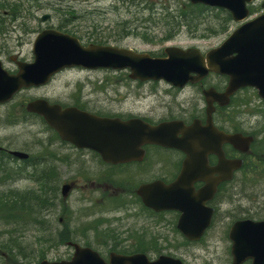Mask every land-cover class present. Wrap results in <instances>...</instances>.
<instances>
[{
	"label": "flooded vegetation",
	"instance_id": "1",
	"mask_svg": "<svg viewBox=\"0 0 264 264\" xmlns=\"http://www.w3.org/2000/svg\"><path fill=\"white\" fill-rule=\"evenodd\" d=\"M0 3L3 4V2ZM57 6L67 8V3L58 5L43 0L29 5L35 10H46L49 7L55 10ZM3 7H6V5H3ZM52 18L53 15L49 13L45 27L49 26L63 30L64 28L59 24L60 22L52 23L49 21ZM41 26L42 24L39 23L38 27L41 28ZM20 30L22 35L0 32V66L8 75L15 74L18 71V62L32 59L31 49L28 57L22 53L21 49L22 38L28 37V42H30L31 34L24 32L22 28ZM65 30L69 31L68 29ZM70 31L81 37V41L98 40L93 35V32H95L93 29L82 30L83 33L78 29ZM101 31V28L96 29V32ZM97 35H100V33H97ZM10 38L15 42L11 43ZM102 71V69L85 70L78 67L63 70L57 75L67 73L76 76L77 81H80V86H78V82H75L74 90L65 98L56 97L52 99L46 97L48 102L59 105L61 109L73 107L94 116L116 118L122 122L135 119L156 126L161 122L180 120L184 125H189L192 120L198 119L200 123H205L207 114L204 97L201 93V101L198 99L194 103L181 102L176 106L166 102L159 108L151 104H142L140 102L142 98L136 96L134 98L116 99V91L119 93L116 80L108 84L104 81V76L101 75ZM95 73L96 75H94ZM82 75H85L84 81L81 79ZM126 83H131L135 90L141 89L145 84H152V82L137 80ZM225 83L226 78L224 76L210 73L193 86L201 88L200 91L212 87L216 92H221ZM109 85H111L110 89L115 98L106 99L104 96ZM117 85H123V83L120 82ZM188 86L190 85L182 89L169 88L179 93ZM41 88L40 86H22L7 101L0 103V136H2V138L0 137V170H24L25 160H20L11 153L12 150H20L28 154H35L39 167L47 161L45 165L48 164V168L52 170L53 174L55 173L60 185L65 184L68 186L66 196L60 195L59 197V202L62 201L64 206L57 202L54 205L55 211H57L55 216L58 214V222L63 224V228L57 231L50 247L52 249L63 248L69 251L60 258L68 259L77 245L96 251L105 261L109 259L112 253L127 255L136 252L144 253L148 259L152 260L155 259L156 251L160 248L152 241L157 242L160 238L162 245L169 242L167 245L172 246L173 241H176L175 246H179L180 254L178 256L166 255L176 258L182 264H194L198 258L194 255L190 256V253L186 250H192L194 245L200 244L210 230L214 231L222 228L223 233L220 240L223 242V248L218 257L223 260V264H234L235 260H237V264H253V262L264 264V224H254L264 221V185L261 181L250 182L254 180L250 178L251 175L264 173V162L262 160L264 114L252 111L249 118L235 121L234 114L240 113L238 103L243 104L246 98H230L226 104L213 102L210 121L214 128L225 134L240 133L249 136L251 141L245 151L236 149L230 143H221L220 148L224 159H241L242 163L238 169L233 171L230 179L220 180L216 184L214 194L204 203V206L212 209L210 224L198 239L191 240L178 230V220L181 212L175 209L154 210L143 202L139 194L140 186L153 181H160L164 184L173 182L182 169L186 155L176 148L149 142L146 136L143 135L140 144L134 148L136 153L131 154L130 158L118 160L116 163L107 162L98 151L88 147L76 146L73 142L63 138L54 128L49 127L36 111L27 110L28 103L41 97V95L33 94ZM130 93L129 89L128 94ZM241 115L244 116V114ZM235 128H241V130ZM9 132H14L17 139L22 140V144L14 145L7 137ZM25 132H28L31 136L33 134L32 142L29 145L24 144ZM176 136L178 137L180 134L177 133ZM119 157V155H116V159ZM218 161L217 154L210 153L207 155V165L211 170V178L219 176L214 170ZM203 185L204 182L200 180H194L192 183L195 191L202 188ZM78 191L97 193L96 197L85 200L86 203L83 204L82 210L84 215L87 216L88 222H90V227L83 231H77L69 225L72 224L71 217L74 210L70 205L66 206L64 203L67 202L68 197L73 192L77 193ZM236 195L241 199H235ZM97 199L104 205L110 204L111 208L97 211L100 209V206L94 205ZM87 204H89V207H86ZM107 211H112L114 217H116V230L102 227L108 222L99 217L107 214L103 213ZM121 217H125L127 220L132 218L130 219L132 221L136 219L137 223L146 226L148 232L145 233V238L140 237L142 239L133 240V238H130V230L121 229L122 231H120L117 225L124 226L128 223L117 222V219ZM239 220L249 222L238 231L242 251L236 257L233 254V241L230 238V230L234 222ZM75 225L74 227L78 229L79 224L76 223ZM152 227L165 230L168 235L171 234L172 238L162 233H157L156 236H159V238L153 237ZM208 244L210 243H206V246ZM128 249L135 250L127 251ZM198 264L221 263L214 262L212 259H200Z\"/></svg>",
	"mask_w": 264,
	"mask_h": 264
},
{
	"label": "water",
	"instance_id": "2",
	"mask_svg": "<svg viewBox=\"0 0 264 264\" xmlns=\"http://www.w3.org/2000/svg\"><path fill=\"white\" fill-rule=\"evenodd\" d=\"M189 1L224 8L229 11L235 22L248 17L249 11L246 5L252 2V0ZM261 6L264 7V2ZM32 52L33 61L19 63L17 74L7 75L0 68V101L6 100L20 86L46 83L53 73L62 68L82 66L128 69L129 76L133 79H163L178 87H182L187 81H196L208 72L227 75L229 80L224 92L219 94H214L213 90L203 92L208 103L207 114L210 112L212 99L225 102L240 87L255 88L264 102V12L239 25L220 45L210 49L204 55L197 48L181 49L169 46L164 48L165 57H151L148 53L135 52L117 46L82 45L77 38L51 29L43 30L35 37ZM192 73L195 75H191ZM27 109L39 112L49 126L54 127L63 137L69 138L76 145L93 146L101 149L104 155L110 154L116 157V146L123 148L133 144L144 132L147 133L149 141L182 149L187 157L177 179L168 186L158 187L156 184L144 186L146 191L151 192V197H148L147 192V196L142 194V199L154 208L180 210L182 215L178 226L189 238H196L208 224L210 212L204 214L203 209H197V207H200L212 194L217 180L229 178L231 170L239 165V161L223 159L220 143L227 141L234 147L245 150L249 142V138L239 134L224 135L217 132L211 126L209 116L203 126L195 120L187 127H184L180 121L162 122L157 126L149 127L139 124L136 120L120 122L116 118H94L72 109L59 111L44 99L29 103ZM176 132H181L180 138H175ZM85 142L95 143L91 145ZM211 152L219 156L218 164L214 168L219 174L217 180L210 179L211 170L206 165V155ZM13 154L20 158L26 157V154L22 152H13ZM111 160L116 162V158ZM197 179L205 181L206 185L194 193L191 183ZM154 204L161 206L157 207ZM203 214L204 217H202ZM242 225L245 224L239 222L233 228ZM235 248L240 247L235 244ZM39 264L180 263L164 256L148 262L140 254L113 256L108 263H104L95 253L86 249H77L69 261L44 260Z\"/></svg>",
	"mask_w": 264,
	"mask_h": 264
},
{
	"label": "rangeland",
	"instance_id": "3",
	"mask_svg": "<svg viewBox=\"0 0 264 264\" xmlns=\"http://www.w3.org/2000/svg\"><path fill=\"white\" fill-rule=\"evenodd\" d=\"M43 0H0V2H3V5H6V8L9 10V13L15 14L14 17L15 21L10 18V15L6 9L0 8V19H2V22L0 23V30L3 32H9V33H19L22 35V31L20 28L24 30V32L31 34V39L36 34L38 30V20L36 18V15H41L43 13H50L53 15L52 23H57L59 21L64 22V19L74 20L76 25L78 26V23L83 24L85 22H93L98 23L102 27L105 25L106 28L104 32L102 33L103 38L108 39V44L110 45H116L121 46L125 48H129L135 51H144L149 52L151 54H156L162 52L163 48L168 45H177L180 47H186V46H196L201 49L207 50L210 47H213L217 45L221 40H223L231 30H233L237 25H230V30L226 32H220L217 34H212L211 29L219 30V23L223 22V18L225 17L224 13H217L215 11L209 12L205 17L201 18V21L199 22L197 26L201 27L203 31H205L204 34H197L194 35L190 33L189 28H183L181 29H175L173 30L172 38L170 39H164V31H166L165 21L164 19L160 18L159 15H164L163 12H159L161 8V3L163 0H152L154 2L155 11H158L150 17L149 21L146 22L148 24L147 28V35L150 37L149 39L152 41L144 40L136 34H123L122 30H120V26L118 25V22L121 21H129L133 24H141V20L135 15L138 11L146 12L147 10H142L141 7L136 6L134 4L130 5H120L116 6V1H105V0H66L67 3L71 4V8H73L71 11L65 10L64 8L53 10L51 7L43 11H40L38 13H35L34 16L31 15L33 13L32 9H20L24 7H28L31 3H38L42 2ZM263 0H255L254 4L259 5ZM48 3L56 4L58 0H47ZM78 3V4H76ZM82 4V5H81ZM83 9H82V8ZM117 7V8H116ZM93 10L100 12V15L97 14H89L87 12H92ZM86 11V12H85ZM85 13L84 16H80L81 13ZM72 14V15H71ZM135 15V16H133ZM55 16V17H54ZM16 17H18V21H21L22 23H18L16 20ZM73 17V18H72ZM104 24V25H103ZM108 27V28H107ZM143 27V26H141ZM116 28V30H115ZM192 28V27H190ZM138 30H141V28H138ZM175 31V32H174ZM228 32V33H227ZM82 33V30H81ZM25 39V41H24ZM27 38H22V53L29 56V50L31 49V42H28ZM11 43L15 42L10 38ZM31 41V40H30ZM31 54V53H30ZM103 72V71H102ZM101 72V75L104 76V81L109 83H112L116 80V86H118L119 93L116 91V99L119 98H134L135 96L137 98H142L140 101L142 104H151L154 107H161L163 106V103L169 102L173 104L174 106L178 105L179 103H187L191 102L194 103L200 99V89L198 87L194 86H188L183 91H180L179 93L174 92L172 89H170L163 81L155 82L152 84H145L141 89L135 90L134 87L131 85V83H126L131 80H128L126 78V72L124 71H117V72H111V71H104ZM96 75V73L94 74ZM81 79L83 81L85 80V75L81 76ZM78 82V86H80V81H77L76 76L68 75L67 73H62L60 75H57L54 79H52L46 86L42 87L41 90L36 91L35 95H41L43 97L47 98H65L70 92L74 90V83ZM123 83V85H117V83ZM106 83V84H107ZM111 85L108 86V89L105 91V98H115L113 96L112 90L110 89ZM130 87V88H129ZM131 91L130 94H128V91ZM133 94V96H132ZM255 97V96H254ZM237 98H241L245 100L247 99H253V91L247 90L243 93H238ZM203 103V102H202ZM254 103L252 102V105H248L246 108H244L245 116L249 115V112L254 109L253 107ZM141 108V106H140ZM236 119L240 120L241 118H238L236 114H234ZM2 138V136H0ZM7 137L9 140L14 143V145H21L22 140L17 139L16 134L13 132H9ZM30 138V140H29ZM33 139V134H29L28 132H25L24 135V144L29 145L31 144ZM262 139L264 141V133L262 136ZM263 157L262 160L264 162V151L262 153ZM14 175V180H12L9 184L3 185L1 191H6L9 188L15 189V190H24L27 188H36V186H33L34 183L31 180H28L27 178L21 177L17 178L14 172H12ZM11 176V173H10ZM250 178H253L254 180H251L250 182H260L264 185V173L260 175H251ZM48 185H52L51 182H46ZM58 185H60L58 181ZM95 185V184H94ZM260 186V185H259ZM264 187V186H263ZM50 195V194H49ZM100 195V194H98ZM97 196V193L92 192H81L78 191L73 192L69 197L67 202H64L67 205H70L73 210V216L71 217L72 224H69L71 227L76 229L77 231H83L90 227V222H88V218L86 215H84L83 204L86 203L85 200H91L94 197ZM50 205L38 209V214L35 215L33 219L28 218L24 222L18 223L16 225L17 229V237L21 241V246L24 247V249L20 250L19 255L22 258H25L26 261H21L18 259H13L7 257L6 249L7 247H10L9 243L5 245L3 248H0V264H35L37 260V255L39 252L44 251L45 258L47 259H55L60 256H63L66 254L65 249L63 248H56V249H50L48 248V245L54 241L56 237L57 231L63 228V224L58 222V214L55 216L56 212L55 208L52 207V200L48 196ZM235 199H241L238 198L237 195L235 196ZM62 206L64 204L60 202ZM96 206H100V209L97 211H100L102 209H109L111 208L110 204L104 205V203H100L98 199L94 203ZM86 207H89V204H87ZM107 213L103 216H100L102 220L108 222L106 225H103L102 227H109L114 228L116 230V217H114V214L112 211L103 212ZM132 219V218H130ZM127 220L125 217L118 218L117 222H128L124 226H118V229L122 231L121 229H126L131 231L130 238H133V240L136 239H142L145 238V233L148 232L146 226H142L141 224L137 223V220ZM65 220V218H64ZM35 222V223H34ZM79 224V228L77 229L75 224ZM104 223V222H103ZM6 226L3 225V222L0 221V231L5 228ZM153 237L157 235V233H162L164 235H168V233L165 232L163 229H155L154 227L151 228ZM214 232V233H213ZM223 229L219 228L214 231L210 230L207 233L206 238L200 242L198 245H194L192 250H186L190 253V256L194 255L198 259H196L194 264H198L199 260H205V259H212L214 262H219L223 264V260L218 257V254L223 248V242L220 240L222 237ZM170 238L171 234L168 235ZM7 236L0 235V242L5 240ZM142 237V238H140ZM159 238V236H156ZM166 238V237H165ZM153 239V238H152ZM169 239V238H168ZM207 242H206V241ZM174 244L172 246H168L167 244L169 242H166L164 245L160 243L159 240L152 241L153 244H156L160 246L159 253L164 254H173L178 256L180 254L179 246H175L176 241H173ZM208 246H206V243ZM214 242H216L214 244ZM151 244V243H150ZM135 249H128L127 251H132Z\"/></svg>",
	"mask_w": 264,
	"mask_h": 264
},
{
	"label": "trees",
	"instance_id": "4",
	"mask_svg": "<svg viewBox=\"0 0 264 264\" xmlns=\"http://www.w3.org/2000/svg\"><path fill=\"white\" fill-rule=\"evenodd\" d=\"M160 3L161 8L159 12H163L164 15L161 14L159 16L166 22L164 25V27H166V31L163 33V38L165 40L172 38V31L176 28L181 29L182 26L183 28H189L190 33H192L193 36L197 34H204L205 31L197 25L200 24L199 22L201 21V18L205 17L211 11H215L217 13L222 12L225 14L223 22L219 23V30L215 31V29H211L212 34L226 32L231 25V17L229 13L223 9L210 8L200 4L194 5L186 0H163V2ZM118 4L124 6L134 4L141 7L142 10H147L146 12L138 11L135 13V15H137V17L141 20V24L136 25L124 20L118 22V25L121 27L120 30H122L123 34H136V36L140 38L143 37L142 39L144 40L152 41L147 35L148 24H146V22L149 21L152 14L158 12L155 11V7L153 6L154 2H152V0H116V6H118ZM138 28H141V30H138ZM51 178L52 177H45V179L42 178V182L39 184L37 189L30 188L23 191L15 189L1 191L0 189V221L6 226L0 231V235L7 236L5 240L0 242V248H3L7 245V243H9L10 247H7L6 249L7 257L15 260L18 258L26 260L19 255L20 250L24 249V247L21 246V241L16 236V225L24 222L28 218L33 219L35 215L38 214L37 207L41 209L49 203L48 196L54 194L55 186L48 185L45 182H50L51 180L53 181ZM43 255L44 251H41L37 256L43 257Z\"/></svg>",
	"mask_w": 264,
	"mask_h": 264
}]
</instances>
